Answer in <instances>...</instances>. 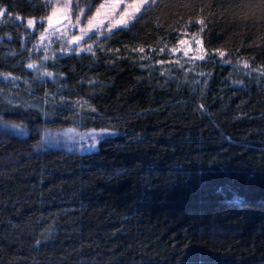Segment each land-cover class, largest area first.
<instances>
[{
  "label": "trees",
  "instance_id": "1",
  "mask_svg": "<svg viewBox=\"0 0 264 264\" xmlns=\"http://www.w3.org/2000/svg\"><path fill=\"white\" fill-rule=\"evenodd\" d=\"M103 1L73 0V10L87 20ZM260 6L156 0L105 39L101 60L61 58L69 95L92 108L83 116L0 98V113H14L4 119L22 124L0 126V264H264V75L238 85L231 66L212 64L208 83L193 91L159 82L138 61L140 48L175 46L185 31H201L203 19L208 52L238 54L264 70ZM52 8L0 0L25 20ZM0 71L15 70L0 57ZM78 126L120 135L91 149L47 143L50 132Z\"/></svg>",
  "mask_w": 264,
  "mask_h": 264
},
{
  "label": "rangeland",
  "instance_id": "2",
  "mask_svg": "<svg viewBox=\"0 0 264 264\" xmlns=\"http://www.w3.org/2000/svg\"><path fill=\"white\" fill-rule=\"evenodd\" d=\"M47 1L53 7L65 10L68 17L62 18L59 24L54 22L53 28H48L47 17L34 19L36 23L28 26L29 18L19 21L13 15L0 16V57L8 60L15 70L0 71V98L14 106L38 107L45 111L60 105L65 108L64 110L67 108L70 112L75 111L79 116H83L92 108L81 94L71 98L69 88L63 84L65 76L56 69L57 63L61 58L72 54L91 58L93 61L101 60L108 52L105 39L110 37L114 30L109 34L105 27L101 33H89L91 39L85 37L79 43L70 44L72 36L80 35L79 28L73 27L77 17L73 10V0ZM107 2L108 0L103 1V3ZM80 22L81 26L87 24V20L82 15ZM41 33L44 34L43 40L40 39ZM180 40L187 42V54L184 52L185 46L179 42L175 46H166L158 50L143 48L144 51L141 52L140 48L138 61L141 67L159 82L177 83L193 91L205 87L208 83L212 74L210 69L212 64L231 66L234 70L232 75L238 76L232 80L238 85H241L243 78L264 75V70L260 66L244 56L225 51L226 56L221 58L214 52H208L203 44L202 31L195 33L185 31ZM196 40L202 41L204 51L200 50L201 45L197 44ZM85 48L90 50L85 51ZM173 48H177L178 51L172 52ZM45 56L48 58L44 59ZM244 60L248 61V67L243 64ZM29 63H35L37 67L27 68L26 65ZM45 71L53 75L47 76ZM8 73L12 76L9 77ZM50 82L56 86L51 88ZM42 89L44 95L39 94ZM76 122L80 125L79 120ZM90 131L82 130L81 126L55 130L48 134L46 141L52 146L68 149H91L96 145L89 146L93 143L87 135Z\"/></svg>",
  "mask_w": 264,
  "mask_h": 264
},
{
  "label": "snow or ice",
  "instance_id": "3",
  "mask_svg": "<svg viewBox=\"0 0 264 264\" xmlns=\"http://www.w3.org/2000/svg\"><path fill=\"white\" fill-rule=\"evenodd\" d=\"M156 0H108L107 3L100 4L99 8L96 9V11L90 15L87 16V24L86 26H81L80 22V16L85 15V13L81 10L79 15L76 17V22L73 25V27H78L80 31V35H74L71 37V40L69 41L70 44L73 43H79L80 41L84 40L85 37H88L91 39V36H89V33L97 34L101 33L103 28H107L109 34L113 30H116L120 27H123L127 24H130L134 22L135 20L139 19L140 15H142V10H146V6H150L151 4H154ZM261 11L264 12V0H261ZM6 12L2 9H0V16H4ZM67 19L68 17L65 14V10L59 9L57 7H53L51 14L47 16V24L48 28L54 27V22L56 24H59L61 22V19ZM19 21H22V17H17ZM105 20H107V24H105ZM36 23V21L32 18H29L27 20L28 26H33ZM199 24L201 26V31H203V26L205 25V21L203 19L199 20ZM95 30V32H93ZM45 31H48V29H45ZM40 39H44V34L41 33ZM179 43L181 45H184V52L187 54L188 51V45L185 40H180ZM197 44L201 45V51H204L202 47V41L196 40ZM85 51H89L90 48H85ZM141 52L144 51L143 48L140 49ZM163 51V49H161ZM178 51L177 48H173L172 52ZM213 52L215 54H218L219 57L223 58L226 56V52L221 49H214ZM48 57L45 56L44 59H47ZM202 58V57H201ZM160 63H163V61H160ZM243 64L245 67H248V61L244 60ZM27 68H36L37 65L35 63H29L26 65ZM9 77L12 76L11 73L7 74ZM45 75L52 76L53 73L45 71ZM198 108L203 109L204 105L201 103L198 105ZM95 111V109H93ZM14 114L13 111L5 110L3 113H0V126H2L5 130V132L11 130V129H20L22 128V124H16L11 120L4 119L5 116ZM47 114L45 113V117ZM39 131V130H37ZM89 139L93 142L91 146L100 144L102 141H104L105 137L107 136H119L120 133L116 129H110V128H101L99 130L92 129L88 134ZM45 143L40 142L37 144V148L44 147ZM186 264H210L209 261L199 259L195 262L193 261H187Z\"/></svg>",
  "mask_w": 264,
  "mask_h": 264
}]
</instances>
